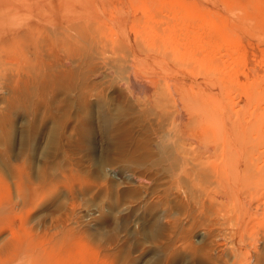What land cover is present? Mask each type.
Returning <instances> with one entry per match:
<instances>
[{"label":"rangeland","instance_id":"1","mask_svg":"<svg viewBox=\"0 0 264 264\" xmlns=\"http://www.w3.org/2000/svg\"><path fill=\"white\" fill-rule=\"evenodd\" d=\"M4 1L70 3L81 29L93 36V58L80 63L75 92L58 90L51 108L28 101L27 122L19 126V116H12L0 124V264H239L240 234L257 239L252 247L246 242L253 251L242 263L264 264V196L259 213L251 208L243 219L232 203L220 205L202 194L193 204L170 183L169 192L168 180L155 172L132 185L101 169L128 165L138 173L152 162L154 135L168 127L153 120L160 99L159 105L173 102L165 103L172 117L192 112L196 99L212 109L221 101L216 109L233 118L249 109L264 111V102L249 106L250 94L245 96L256 85L264 90V0ZM186 48L190 59L180 62L176 55ZM101 108L111 120L106 131ZM81 124L91 130L84 143ZM191 128L204 131L200 123ZM126 204L139 216L119 226L113 213ZM91 205L102 206L96 225H79L81 209ZM165 205L168 216L157 222L155 212ZM196 229L204 235L197 237Z\"/></svg>","mask_w":264,"mask_h":264},{"label":"bare ground","instance_id":"2","mask_svg":"<svg viewBox=\"0 0 264 264\" xmlns=\"http://www.w3.org/2000/svg\"><path fill=\"white\" fill-rule=\"evenodd\" d=\"M59 2L60 1H39L27 4L0 0V124L2 122L5 124L8 121H12V116L15 118L19 116V126L22 122H27L28 113H26V106L29 108V105L25 104L29 103L28 101L32 103L41 102L46 107L51 108L58 90L66 89L68 94L75 92L72 86L77 79V71L80 67V63L83 61H90V59L93 58L92 55H89L91 54V48L88 46V41L90 42L93 36L81 29L82 23L77 19V10L74 7H70V3ZM62 8H64L63 12L60 11ZM169 33L171 34L172 32ZM176 43L174 44L176 45ZM174 50L176 49L173 48V51L170 52L172 53ZM189 51L190 50H187V48L186 50L178 51L182 57H179L178 54H173L178 56L179 61L180 58L187 61L190 59V55H188ZM160 52L161 51H159V53ZM170 52L168 54L169 56L171 55ZM240 73L242 74V72ZM164 85L163 87H165ZM257 87L259 86L256 85L255 87L248 88L251 90H249V93H246L244 90L246 93L245 96L250 94L247 96V99H250V101L248 99V104L250 102L253 103H250L249 106L254 105L257 107L261 102H264V90L259 92L261 90H259V88L257 90ZM158 90L161 89L158 88ZM163 95L165 96V94ZM212 98L215 99L216 97L214 95L209 97L210 100ZM160 100H158V104L156 103L157 105L153 104L156 106L153 120L155 119L157 125L160 127L166 124L168 127L167 129L164 128L165 130L162 131L161 134L160 132H158L159 134L154 133V141L149 146L151 157L153 158L151 160L152 162L146 167L142 166L144 171L138 173L136 169L128 165H122L121 168L103 166V168L101 167L103 174H108L111 177L117 178L116 176L120 173V177H122L125 182L134 185L135 182L141 184L139 183L141 182L140 180H148L149 177H151L150 173L153 172V174H159L160 178L164 181L168 180V184L165 185L164 189L166 188L170 192V183L171 188L173 187L179 195L181 193L188 200H191L193 204H198L197 201H200H196L195 198H193L194 196L196 197L204 194L205 196H210L213 201L220 205L221 203L223 205L232 203L231 205H235V210L238 211L239 216H242L243 219L244 217L246 218L247 215L249 216L251 208H255V211L259 213L257 210L260 207L259 201L261 196H264V114H260L264 113V111L259 112V110H257L259 113L257 114L254 110V112H252L249 111L250 109H247L248 112H246V110L244 111L245 113L241 112L242 114L239 112V114L234 115L235 118H233L231 112L216 109H220L221 101L219 102L220 105L218 103L219 107L212 109L213 106H211V108L207 107L206 101H204V103L206 102V106H203L206 108H200L202 104L200 106L199 104L202 100L196 99L200 102L197 103L198 105L195 104L196 107L193 109L194 111L186 112L184 110V113H178L172 117L170 104L172 103L171 105H173V102L167 99L170 102L169 106H167L168 104H165L167 100L165 99L166 101H161V103L164 102V105H159ZM173 100L174 98L172 101ZM217 101H219V99ZM211 102L214 104L217 103L216 99L214 101L211 100ZM193 103H196V101H193ZM211 104L212 103H210V105ZM55 106L57 105L55 104ZM150 107L153 108V106ZM227 108L228 110L231 109L230 106H227ZM100 115L99 120L101 121L103 130L105 128L106 131L111 120L108 119L103 108L100 109ZM196 123L203 124L204 131H199V133L193 131L191 127L196 125ZM4 126L6 125H3V127ZM80 128V133L82 134L80 141L84 143L85 139H88L87 137L90 136L91 130L87 124H81L78 129ZM165 194L166 193H164V195ZM162 197L163 196H161V199ZM163 200L165 202L166 199L163 198ZM143 201L144 198H141L137 200V203L141 204ZM162 203L161 205L164 206ZM162 206L156 210L154 215L157 222H162L164 217L166 215L168 216L167 212L169 210L167 211V205H165L166 208ZM101 209L102 206L100 205H91L81 209L82 214L78 217V224L87 227L95 226L98 220L95 212L101 211ZM138 213L137 210L133 209L131 204H126L119 206L113 214L117 224L119 226H124L125 224H129L133 219L138 218ZM238 214L236 215L238 216ZM240 218L241 217L238 219ZM76 221L77 219L74 220V222ZM247 224L248 223H246V225ZM194 233L197 237H202L204 235V231L200 229H196ZM225 236L227 235H221V237ZM239 240L240 247L235 256L239 260V264H243L242 260L246 256V251H249L246 250V245H248L246 242L249 243V247H252L254 244L253 242H256L257 239H252L253 242L246 241L243 235L240 234ZM223 246V249L227 248L226 243H223ZM252 251L251 249L247 255L251 256ZM255 251L256 250H254V252Z\"/></svg>","mask_w":264,"mask_h":264}]
</instances>
